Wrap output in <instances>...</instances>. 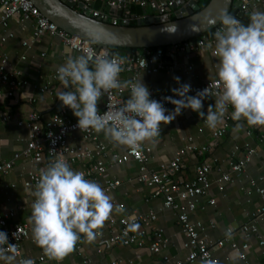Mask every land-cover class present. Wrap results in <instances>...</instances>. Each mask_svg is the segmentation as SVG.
<instances>
[{
	"label": "crops",
	"instance_id": "1",
	"mask_svg": "<svg viewBox=\"0 0 264 264\" xmlns=\"http://www.w3.org/2000/svg\"><path fill=\"white\" fill-rule=\"evenodd\" d=\"M108 0H93L92 6L102 10L110 8ZM130 10L135 17H144L155 14L148 6H141L137 3H130ZM264 11V8H260ZM3 7L0 4V16ZM117 12V11H112ZM137 22V19L134 20ZM214 33L216 31L215 28ZM9 30L14 33L13 37L1 41L5 30L0 26V62H5L9 69H16L22 72V77L29 81L28 85L19 90L13 97H3L0 99V111L11 113L15 117L26 118L31 110H37L43 119L49 117L60 106L61 101L57 98V92L65 89L60 81H53L49 84L48 90L39 91V86L50 80L51 73L64 64L69 54L77 56V53L68 47L57 35L45 34L33 41L34 23L31 21L20 22L16 18L10 20ZM214 33L206 35L209 39L214 38ZM201 37H198L200 39ZM27 40L28 45L24 46L23 41ZM206 44L201 49L191 52L186 59L183 53L177 54L178 64L175 67H168L152 74L141 73L138 81L142 80L151 92H172L173 88H178L179 84L174 77H180V83L199 84L205 80L218 77V59L213 56V48H208ZM25 56L24 59L21 57ZM6 57V58H4ZM169 61L172 57H167ZM192 66L188 73L187 67ZM129 78L128 73H123V81ZM122 97L130 98V90L121 87ZM29 97H34L33 101ZM216 97H210L203 101L204 111L207 112L209 105L215 104ZM103 99L98 102V109L103 105ZM172 111L175 106L167 108ZM234 110L231 111V114ZM167 114V113H166ZM69 118L77 119L73 111L67 115ZM236 121H230L227 132L219 138L214 137L213 130H210L204 119L191 109H185L170 124H161V134L155 142H145L150 156V166L157 167L163 162L171 160L175 152L184 147L189 137L197 144H210L211 150L203 156L196 157L192 153L184 156L185 166L174 177L182 178L185 181L194 179L195 167L198 162L207 161L212 165L210 174L211 185L206 195L199 197L198 208L192 213V219L202 220L208 226V234L212 241L224 240V245L215 246L214 257L219 264H264V246L260 244V239H264V219L258 221L259 234L246 238L241 232L235 231L231 238L226 237L227 228H235L248 222L251 214L263 203L260 193L255 186L251 185V180H256L257 184L264 187V181L259 177L264 168V136L262 128L248 126L246 121H241L242 127L236 128ZM220 127V126H219ZM218 127V128H219ZM250 131V133H248ZM0 154L3 159H9L13 153L23 149L28 142L29 130L26 126H19L14 120L8 122L0 121ZM99 140L107 145L108 153L105 160L108 169L102 177L97 179V183L102 185L106 180L118 179L121 184L108 195L113 201L121 202L125 205L120 212H113L109 221L103 227V236H98L92 243H87L83 239L82 255L92 258L99 264H107L115 259H123L120 264H167L164 255H169L172 260L185 259L189 250L184 246L185 236L182 232L181 224L176 213L171 209L163 207V197L154 196L152 190L145 184L137 182V174L140 163L136 160H129L121 164H112L110 153H122L126 150L123 146H114L104 136L99 133ZM69 142L74 146H90L93 142L86 140L80 131L69 133ZM246 146L252 147L255 152L251 161L244 167L241 173H231L232 180L226 183L223 191L219 190L218 179L223 173L231 171L230 157L236 151L235 158L244 155ZM50 165L47 156L37 159L22 157L18 159L14 167L7 173L0 175V213H7L13 209L15 217L10 221H25L29 219L32 211V201L34 189L27 185V172L29 170L41 171ZM85 166V162L72 165V169L80 170ZM210 197L215 198L216 203H208ZM112 201V202H113ZM153 209L157 213L156 225L163 227L169 243L168 247L161 253H152L148 245L143 247L127 246L122 244L106 243L105 238L111 235L112 231L119 227L117 219L125 215H132L135 212L147 213ZM214 226L210 225V222ZM112 222L114 223L112 227ZM236 242L241 245L249 243L247 249V261L239 257V253L232 248L231 243ZM44 254L42 249L37 247L32 237L22 243V255L27 259H36ZM82 256L76 252L69 254L62 262L45 258L37 264H81ZM19 261V260H18ZM2 261H0V264Z\"/></svg>",
	"mask_w": 264,
	"mask_h": 264
},
{
	"label": "built area",
	"instance_id": "2",
	"mask_svg": "<svg viewBox=\"0 0 264 264\" xmlns=\"http://www.w3.org/2000/svg\"><path fill=\"white\" fill-rule=\"evenodd\" d=\"M72 1L75 2L77 9L81 10L83 13L88 11L90 16L108 21L114 25L131 24L135 19L139 21L147 17L133 16L129 6L130 3H137L141 6L150 7L155 12L153 16H167L169 18L175 16V13L180 9V7H175L177 0H108L107 4L110 8V12L108 10L93 7V0ZM189 1L190 0H186L182 6H185ZM236 1L239 2L243 14L246 13L248 16L253 10L260 11L261 7L264 8V0ZM0 4L3 7V12L0 16V26L5 30V35L1 38L2 42L14 36V33L9 30L10 20L16 18L20 22L31 21L34 23L33 41L45 34L57 35L62 39L64 44L77 53V56L81 54L94 55L99 52H107L122 57L124 59L122 65L124 70L120 73V80L123 81V73H128L129 78L127 81H131L132 83L138 81V77L141 73L152 74L161 69L177 66V54L183 53L187 59L191 52L201 49L209 42L213 44L215 41L214 38L209 39L206 35H202L198 40L188 39L168 45L166 48L157 47L152 49L150 47H143L135 49L125 55H121L117 52L112 53L106 47H98L91 41L61 28L57 23L45 16L32 0H0ZM79 4L81 6H79ZM113 10L117 12H112ZM235 16L240 20L239 16ZM220 27L221 25L219 24L217 29ZM28 44L29 42L27 40L23 41L24 46ZM167 57H172L173 60L169 61ZM21 58L24 59L25 56ZM57 69L58 68L51 73L50 80L47 81L46 84L39 86L40 92L43 93L47 91L51 82L59 81ZM191 70L192 66H188V73ZM28 83L29 81L22 77L21 71L9 69L5 62H0V99L3 97H13L19 90L24 89ZM190 85L191 91L188 95H195L198 90L208 88L209 96L216 97L218 92L222 91L219 77L205 80L199 84ZM166 96H172L174 99L180 98L175 96L173 92H151L150 98L163 103L165 108L175 106L164 100ZM101 99L104 101L101 109H99L101 115H104V113L109 110V107L115 109L119 105H122L124 101H127L122 97L121 88L111 90L109 94L102 96ZM29 100L33 101L34 97H29ZM61 105L62 102L59 108L46 119H43L42 115L37 110H31L26 118L15 117L9 112L0 111L1 122L14 120L17 125L26 126L29 130L28 142L23 149L14 152L9 159H3L0 154V175L7 174L14 167L16 161L22 157L37 159L43 156H47L50 164L58 158H63L70 166L79 162H85L84 168L76 171H82L85 174V178L89 180L97 181L99 177L105 175L108 169L105 157L109 155L107 145L99 140L93 130L89 129L88 131L82 132L78 127H75L78 124V118H69L67 115L71 109L62 107ZM232 110L234 109L229 105L224 117L225 122L213 131L214 137L219 138L227 132V127L230 121H232ZM73 131L82 132L86 140L93 142V147L74 146L70 144L69 133ZM248 133H250V131H248ZM262 134L264 136V128H262ZM53 141H55V143H53ZM210 150V144L200 145L195 143L192 137H189L187 144L177 150L171 160L163 162L157 167L150 166V156L145 145L139 146L136 151H132L126 147V150L122 153H110V161L115 165L127 162L131 159L138 161L140 167L135 175V180L149 187L154 196H162L163 207L171 209L176 213L185 236L184 246L189 250V253L185 259L176 260H172L169 255H164L163 258L167 264H201L202 260L209 259L215 261V264H219L214 257L213 249L215 246L224 245V240L212 241L208 234V226L202 220H194L191 218L192 213H194L199 206V197L206 195L209 191L212 165L207 161L198 162L195 167L194 179L185 181L182 178H174L185 166L184 156L187 153H192L196 157H199ZM254 152L255 150L249 146H246L244 155L240 158H235L234 155L236 151L232 152L230 157L231 171L223 173L217 182L220 191H223L226 183L232 180L231 173H241L243 171L244 167L251 161ZM39 179L40 171L29 170L27 172V185L31 186L34 190ZM259 179L260 181H264V168ZM120 184L121 181L118 179H109L101 186L105 192L109 194ZM251 185L256 187L262 197L263 203L251 214V218L248 222L238 227L237 230L235 228H227V230L231 229V234L235 231H239L246 238L259 234L258 221L264 219V187L258 185L256 180H251ZM208 203L214 205L216 203L215 198L210 197ZM113 204L117 207L122 206V210L125 207L123 203L115 200ZM15 215L16 213L13 209L7 213H0V231H4L8 234L9 243L16 244L19 252L18 260L27 259L22 255V243L24 240L32 237V224L29 222V219L11 222L10 219L15 217ZM132 216L135 217V222L138 223L140 227L138 231L126 232L127 223L130 222L129 217ZM157 218V213L153 209H150L147 213L135 212L132 215L119 217L117 219L119 227L112 231L111 235L105 238L104 242L127 246L134 245L137 247L148 245L152 253L159 254L168 247L169 240L165 235L164 228L156 225ZM113 224L112 222L110 227L114 226ZM210 225L214 226V223L211 221ZM101 231L102 235H100V237L103 236V229ZM13 233H16V236H13ZM260 244L264 246L263 238L260 239ZM231 246L239 253L241 259L247 261L249 243L239 245L236 242H232ZM82 249L83 237L81 241L77 243L73 252L82 256L81 264H99L92 258L82 255ZM45 258L47 257L42 254L38 258L32 260L37 264V262L44 261ZM122 262L123 259L119 258L107 264H120ZM1 264H3V262Z\"/></svg>",
	"mask_w": 264,
	"mask_h": 264
},
{
	"label": "clouds",
	"instance_id": "3",
	"mask_svg": "<svg viewBox=\"0 0 264 264\" xmlns=\"http://www.w3.org/2000/svg\"><path fill=\"white\" fill-rule=\"evenodd\" d=\"M210 22L221 25L214 33L212 54L218 59L222 91L207 112L203 110V101L210 98L208 88L188 95L191 85L180 83V77H174L179 87L172 92L180 98L164 97L166 102L175 105L170 111L163 103L150 98V90L142 80L122 82L120 73L124 70V59L107 52L68 55L57 69L64 88L72 89L57 92L61 106L73 111L78 118L75 127L82 132L91 129L97 134L103 133L114 146L132 151L145 142L154 143L161 134V124H170L185 109L198 113L213 131L224 124L229 105L234 109L231 118L237 122L236 128L243 126L241 121L251 127L264 128V11L253 10L247 25L227 10H222L218 18ZM193 31L198 32L200 28L193 26ZM207 47L213 48V44L209 42ZM121 87L130 88V98L115 109L109 107L101 115L98 109L101 97ZM32 195L35 199L29 222L33 242L48 259L57 262L71 254L82 237L87 243L94 242L102 235L101 230L113 212L122 210V206L113 204L112 196L99 183L86 179L82 171L72 169L63 158L41 169ZM129 221L126 232L138 231L140 226L135 217H129ZM225 235L231 238V229ZM18 256L16 244L9 243L8 234L0 231L3 264H35L32 259L18 261ZM201 264H215V261L202 260Z\"/></svg>",
	"mask_w": 264,
	"mask_h": 264
},
{
	"label": "water",
	"instance_id": "4",
	"mask_svg": "<svg viewBox=\"0 0 264 264\" xmlns=\"http://www.w3.org/2000/svg\"><path fill=\"white\" fill-rule=\"evenodd\" d=\"M42 13L61 28L77 34L98 47L135 46L150 47L171 45L203 35L207 30L217 28L210 21L218 18L222 10L241 17L240 4L236 0H209L201 7L199 0H177L175 19L167 16H147L136 25H114L108 21L90 16L89 12L78 10L72 0H32ZM79 6H81L79 4ZM207 18V20L205 19ZM198 26L200 31H193ZM98 37V39L96 38Z\"/></svg>",
	"mask_w": 264,
	"mask_h": 264
},
{
	"label": "trees",
	"instance_id": "5",
	"mask_svg": "<svg viewBox=\"0 0 264 264\" xmlns=\"http://www.w3.org/2000/svg\"><path fill=\"white\" fill-rule=\"evenodd\" d=\"M209 0H204L202 3H199L201 7H204ZM176 16H172L171 19H175ZM240 20L243 24L247 25L249 23V16L245 13L240 17ZM137 22H132L131 25H136ZM214 33V29H209L207 30L203 35H211ZM202 35L198 36L201 37ZM198 37H194L192 39H197ZM97 46V45H96ZM167 45H159V46H150V48L155 49L157 47H167ZM112 53H119L121 55H125L126 53H129L135 49H139L141 47H135V46H113V45H109L107 47Z\"/></svg>",
	"mask_w": 264,
	"mask_h": 264
},
{
	"label": "rangeland",
	"instance_id": "6",
	"mask_svg": "<svg viewBox=\"0 0 264 264\" xmlns=\"http://www.w3.org/2000/svg\"><path fill=\"white\" fill-rule=\"evenodd\" d=\"M204 0H199V3H202Z\"/></svg>",
	"mask_w": 264,
	"mask_h": 264
}]
</instances>
